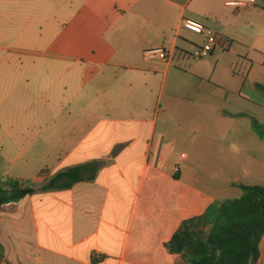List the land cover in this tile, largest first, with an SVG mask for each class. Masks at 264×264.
<instances>
[{
  "label": "crops",
  "instance_id": "0c3cea01",
  "mask_svg": "<svg viewBox=\"0 0 264 264\" xmlns=\"http://www.w3.org/2000/svg\"><path fill=\"white\" fill-rule=\"evenodd\" d=\"M26 1H47L48 24L63 10L70 17L63 37L48 30L0 58V108L12 116L0 128L6 174L39 188L67 169L98 168L70 189L3 206L0 264H184L165 244L212 201L180 185L178 162L166 167L147 116L156 74L171 63L146 62L143 52L189 56L205 42L182 29L189 19L215 35L216 62L264 59V0L240 9L228 0H0V22Z\"/></svg>",
  "mask_w": 264,
  "mask_h": 264
},
{
  "label": "rangeland",
  "instance_id": "374dc122",
  "mask_svg": "<svg viewBox=\"0 0 264 264\" xmlns=\"http://www.w3.org/2000/svg\"><path fill=\"white\" fill-rule=\"evenodd\" d=\"M47 1L20 2L0 22V58L27 50L26 40L47 33L67 31L70 13L50 19ZM252 62L223 56L195 61L189 56L174 58L164 74L159 68L155 92L148 105V119L156 117L157 132L163 137L166 167L176 162L183 179L181 186L206 194L209 201H225L241 196L233 184L264 187V140L252 130V119L264 124V59ZM206 78H199V73ZM12 116L0 108V128ZM159 140H161L159 138ZM158 140V145L160 141ZM8 146L0 141V186L9 180L8 165L2 159ZM178 170L175 171V173ZM31 187L30 180L22 182ZM259 264H264V237Z\"/></svg>",
  "mask_w": 264,
  "mask_h": 264
},
{
  "label": "trees",
  "instance_id": "16d2710c",
  "mask_svg": "<svg viewBox=\"0 0 264 264\" xmlns=\"http://www.w3.org/2000/svg\"><path fill=\"white\" fill-rule=\"evenodd\" d=\"M251 123L258 138L264 140V124L255 119ZM97 168L91 163L67 169L39 188L24 187L17 180L3 182L0 214L3 206L26 196L67 190L76 183L91 180ZM233 187L241 191L240 197L214 201L200 216L181 223L165 244L170 254L179 255L184 264H259L264 237V187L243 184Z\"/></svg>",
  "mask_w": 264,
  "mask_h": 264
},
{
  "label": "built area",
  "instance_id": "2783aa9c",
  "mask_svg": "<svg viewBox=\"0 0 264 264\" xmlns=\"http://www.w3.org/2000/svg\"><path fill=\"white\" fill-rule=\"evenodd\" d=\"M258 2L259 0H228L225 2V6L231 9H240L254 6ZM181 27L192 34L205 36V42L200 46H195L189 56L195 61H200L209 57L217 43L215 35L202 25L189 19H183ZM143 60L146 62H161L168 65L171 63L172 57L164 48H152L143 52Z\"/></svg>",
  "mask_w": 264,
  "mask_h": 264
}]
</instances>
